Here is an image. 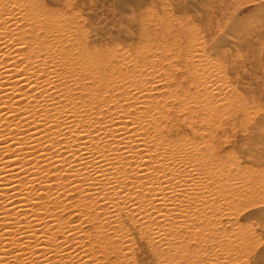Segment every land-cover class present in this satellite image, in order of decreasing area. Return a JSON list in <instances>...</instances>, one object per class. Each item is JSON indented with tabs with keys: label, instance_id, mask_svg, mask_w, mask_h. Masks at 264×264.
<instances>
[{
	"label": "bare ground",
	"instance_id": "6f19581e",
	"mask_svg": "<svg viewBox=\"0 0 264 264\" xmlns=\"http://www.w3.org/2000/svg\"><path fill=\"white\" fill-rule=\"evenodd\" d=\"M43 5L0 0V264H131L134 245L121 212L161 252L173 244L182 252L189 237L179 239V232L197 229L204 218L222 217L208 224L213 234L233 223L220 167L194 153L184 135L174 144L182 124L168 119L170 111L187 113L197 100L185 99L181 82L165 78L167 61L145 49L134 59L112 50L111 60L85 45L69 15ZM190 57L185 72L199 80L187 86L194 98L203 89L209 100L228 94L211 62L196 50ZM204 162L209 168L196 166ZM238 181L229 183L243 189ZM220 196V214L211 205L204 213L192 210ZM181 205L191 208L173 211ZM65 211L78 222L69 224ZM199 229L190 230L199 242L211 240ZM228 248L199 251L204 264H225Z\"/></svg>",
	"mask_w": 264,
	"mask_h": 264
},
{
	"label": "rangeland",
	"instance_id": "374dc122",
	"mask_svg": "<svg viewBox=\"0 0 264 264\" xmlns=\"http://www.w3.org/2000/svg\"><path fill=\"white\" fill-rule=\"evenodd\" d=\"M41 3H44V8H48L50 13L69 15V21L79 27V32L84 35L85 45L99 50L100 55L112 56L115 51L118 54L127 52L134 59L136 53L145 49L157 53L155 58H159L161 62L167 61L165 65L168 66L164 70L169 75L162 70L165 78L171 76L168 78L170 83L181 82L185 99L189 97V100H199L195 101L197 107L187 113L176 109L170 111L168 119L177 117L182 124L177 133L173 132L174 137L176 134L173 138L174 144L184 135L183 138L186 137L187 144L189 143L192 151L195 150L194 153L207 161H213L214 167L216 164L220 167L221 175L225 178L220 176L219 180L231 190L227 197L233 212V223H225L222 225V232L213 234L214 231L208 230V227L211 223L218 224L219 220H223L219 215L214 219L204 218L205 221L203 219L197 229L194 227L186 230L188 234L180 231L179 239L189 237V242L185 239L187 247L182 252L174 244H171V249L167 247L168 250L165 248L162 252L153 251L149 238L141 234L128 216L121 212L122 227L129 233L130 242L132 240L131 244L134 245L131 264H204L207 256L201 255L204 252L202 249L206 248L208 253L213 254V248L220 251L224 246L229 247L232 255L229 259H233V262L226 259L225 264H264V0H41ZM144 43L148 49L143 48ZM192 50L202 55V61L211 62L214 77L222 79L226 89L224 90L228 93L225 98L213 97L210 101L204 89L200 92L204 93L200 94L202 97L197 94L195 98L192 90L191 93L187 91L188 85L192 88L191 82L199 81L192 78L194 73L185 72L186 69H191V64L187 62H191ZM113 57L116 58L112 56L110 59ZM175 78L177 79L174 81ZM87 80L96 82L91 78ZM101 86L105 88L104 96H107L109 86L106 83ZM205 104L209 107L204 106ZM89 116L92 114L89 113ZM159 138L166 137L160 135ZM196 166L206 169L209 162ZM227 178L231 179L226 180ZM196 180L194 181L197 184H203L201 180ZM229 181H238L245 187H232L236 185H231ZM71 197L76 198L77 192ZM219 201L222 202L221 196L218 201L210 202L203 209L197 204L199 209L196 205L192 210H201L200 213H204L203 211L208 210L207 206L211 205L220 214L223 204ZM180 207L173 208V211L178 213L183 208H191L184 205ZM66 213L65 211L64 217L68 218L69 224L76 220L78 222L77 214L72 217ZM70 220L74 222L71 223ZM85 224L88 222L85 221ZM228 226L232 228L229 229ZM199 228L210 233L211 240L199 242L197 238L201 235L194 234ZM190 230L195 231L191 233ZM218 243L223 244L221 246ZM173 246L176 247L174 250Z\"/></svg>",
	"mask_w": 264,
	"mask_h": 264
}]
</instances>
